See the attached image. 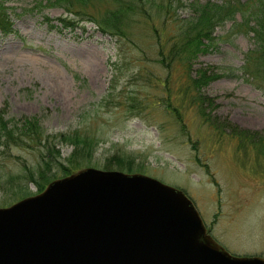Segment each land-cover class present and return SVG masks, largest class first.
<instances>
[{
	"label": "rangeland",
	"instance_id": "rangeland-1",
	"mask_svg": "<svg viewBox=\"0 0 264 264\" xmlns=\"http://www.w3.org/2000/svg\"><path fill=\"white\" fill-rule=\"evenodd\" d=\"M206 1L222 0H183L181 7L173 3L172 12L177 19L190 17V6ZM45 2L0 0L14 32H0L4 117L36 116L48 135L87 134L96 144L90 168L103 170L105 159L129 155L142 165L135 173L185 192L227 253L264 258V83L242 68L253 42L230 34L229 22L216 26V45L190 69L193 78L198 68L223 74L194 91L210 106L204 103L202 118L190 103L183 68L157 63L151 28L162 34L175 28L163 13L167 0H151L147 20L133 15L127 38L100 34L93 24L113 8L110 0L83 9L74 28L60 27L57 17L72 16L63 8L38 6ZM167 99L178 116L165 109ZM233 127L253 137L234 136ZM71 150L60 146V156ZM37 156L33 149L13 147L0 155V208L24 198H10L7 181L12 178L14 186L21 163L33 168ZM27 189L30 196L37 192L31 184Z\"/></svg>",
	"mask_w": 264,
	"mask_h": 264
},
{
	"label": "water",
	"instance_id": "water-1",
	"mask_svg": "<svg viewBox=\"0 0 264 264\" xmlns=\"http://www.w3.org/2000/svg\"><path fill=\"white\" fill-rule=\"evenodd\" d=\"M0 208V264H264L227 253L183 191L83 168Z\"/></svg>",
	"mask_w": 264,
	"mask_h": 264
},
{
	"label": "trees",
	"instance_id": "trees-1",
	"mask_svg": "<svg viewBox=\"0 0 264 264\" xmlns=\"http://www.w3.org/2000/svg\"><path fill=\"white\" fill-rule=\"evenodd\" d=\"M97 1L99 0H46L44 4L39 3L38 6L40 8H63L67 14L70 13L72 18L57 17L60 27L74 28L83 15V9H87L92 2ZM182 1L167 0V7L163 13L165 19H168V23L173 24L175 28L171 33L164 32L163 34L157 33L155 27L151 28L152 42L156 47L157 63L161 67L183 68L182 76L186 78L185 89L188 87L192 90L191 93L188 92L190 103L197 107L199 116L206 118L203 106L204 103L208 106V101L206 98L204 101L201 94L196 96L195 92L209 81H214L220 76L223 77V74L215 73L209 67L198 68L195 70V74L198 76L193 78L190 72L192 62L198 56L205 55L211 47L216 45L218 39L214 35L216 26H223L229 22L231 23L228 28L230 34H240L253 42V48L247 51L244 58L246 63L245 67H242L243 70L251 73L254 81L264 83V0H246L245 2L222 0L220 3L206 1L205 4L195 2L190 6L193 12L192 16L177 19L176 14L172 12V5L174 3L176 7H181L184 5ZM111 3L113 8L101 13L98 21L93 23L100 34L126 37L128 36V24L132 23L130 20L133 19V15L140 16L144 20L148 19L147 11L151 8V0H110ZM2 5L0 3V32L3 35H9L14 33L11 29L12 22L8 18L6 7ZM42 20L49 28L53 27L52 20L48 17H43ZM165 85L167 84L165 83ZM164 88L168 89L166 86ZM188 93L185 91V94ZM163 105L167 111L176 116L179 115V111L171 107L168 99L164 101ZM5 110L6 106L4 105V108L0 109V155L7 156L11 147L21 150L33 149L38 155V161L33 168L21 163L23 173L14 186H12L14 180L8 179V187L11 189L10 198L30 196L27 189L28 184L35 186L36 193H40L45 185L55 178L64 177L89 166V160L94 155L96 144L87 134L81 136L74 131L48 135L39 125L40 118L32 115L31 117L22 116L20 119L12 117L6 119L4 117L7 114ZM244 133L250 138L254 134H248L245 130L237 131L235 127L230 134L238 137ZM64 145L71 146L73 150L62 158L59 150L60 146ZM105 160L103 170L113 169L132 174L136 172V169L142 167L141 164L134 163L129 155L117 154ZM54 172L56 173L54 174Z\"/></svg>",
	"mask_w": 264,
	"mask_h": 264
},
{
	"label": "flooded vegetation",
	"instance_id": "flooded-vegetation-1",
	"mask_svg": "<svg viewBox=\"0 0 264 264\" xmlns=\"http://www.w3.org/2000/svg\"><path fill=\"white\" fill-rule=\"evenodd\" d=\"M206 231H207V233H209L208 230H207V228H206ZM209 234H210V233H209Z\"/></svg>",
	"mask_w": 264,
	"mask_h": 264
}]
</instances>
